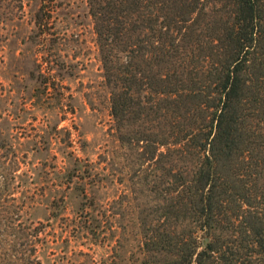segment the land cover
<instances>
[{
    "label": "trees",
    "instance_id": "16d2710c",
    "mask_svg": "<svg viewBox=\"0 0 264 264\" xmlns=\"http://www.w3.org/2000/svg\"><path fill=\"white\" fill-rule=\"evenodd\" d=\"M87 2L121 147L159 178L139 264H264V0ZM4 224L29 254L0 264L40 263L41 228Z\"/></svg>",
    "mask_w": 264,
    "mask_h": 264
},
{
    "label": "rangeland",
    "instance_id": "374dc122",
    "mask_svg": "<svg viewBox=\"0 0 264 264\" xmlns=\"http://www.w3.org/2000/svg\"><path fill=\"white\" fill-rule=\"evenodd\" d=\"M103 72L87 0H0L1 256L29 254L16 219L42 230L38 264L143 257L159 178L146 185L121 147Z\"/></svg>",
    "mask_w": 264,
    "mask_h": 264
}]
</instances>
